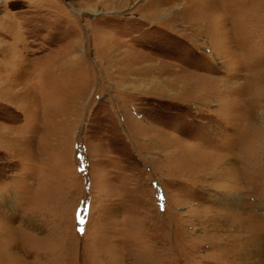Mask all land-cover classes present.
Listing matches in <instances>:
<instances>
[{"label":"rangeland","instance_id":"374dc122","mask_svg":"<svg viewBox=\"0 0 264 264\" xmlns=\"http://www.w3.org/2000/svg\"><path fill=\"white\" fill-rule=\"evenodd\" d=\"M261 111L264 0H0V264H264Z\"/></svg>","mask_w":264,"mask_h":264},{"label":"bare ground","instance_id":"6f19581e","mask_svg":"<svg viewBox=\"0 0 264 264\" xmlns=\"http://www.w3.org/2000/svg\"><path fill=\"white\" fill-rule=\"evenodd\" d=\"M253 113V112H252ZM260 114H261V116H264V113L261 111L260 112ZM256 121V120H255ZM256 130V129H255ZM258 130V129H257ZM256 130V131H257ZM258 132V131H257ZM264 137V136H263ZM260 139V138H259ZM251 140H254V139H251ZM247 142H249V141H247ZM247 142H246V144L244 145V146H242V150H241V153L242 154H244L243 156H245L244 158L246 159V157L248 158V157H253V158H257L258 156H257V154L259 153L258 151H260V150H262L263 148H261V146L259 145V146H254V148H255V150H249V149H247V147L246 146H248L247 145ZM258 142V141H257ZM261 142V141H260ZM259 142V143H260ZM258 143V144H259ZM257 144V143H256ZM253 145V144H252ZM252 147V146H251ZM249 148V147H248ZM246 154H248V155H246ZM251 154V155H250ZM262 156V155H261ZM240 158V157H239ZM258 159V158H257ZM254 163V162H253ZM247 164V163H246ZM258 164V163H257ZM242 165V164H241ZM240 165V166H241ZM253 165V164H252ZM247 167H248V165H247ZM243 170V169H242ZM253 170V169H252ZM256 170V169H255ZM228 171V170H227ZM231 171H232V173L236 176L237 174L236 173H239L238 171H239V169L238 168H236L235 166L233 167V168H231ZM231 171H229V172H231ZM229 172H227V174L229 173ZM249 174H251V173H249ZM259 176H262V173L261 172H259V173H257ZM239 175V177L237 176L235 179H236V181H235V184H234V186L236 187V188H238V187H241V185H242V187H243V185H244V182H243V180H246L247 181V183L249 182L250 184H251V186L253 187V185L254 186H256L257 185V183H255L256 181H254L253 180V176L251 175H248V173L247 172H244V174L242 173V176L240 175V173L238 174ZM242 178H243V180H242ZM249 185V184H248ZM255 214H253V213H251V214H249V213H246L245 212V214H243V217L245 218V219H248L249 217L250 218H257V216L255 215ZM241 224V223H240ZM244 226V225H243ZM259 226V225H258ZM256 227V226H255ZM254 227V228H255ZM258 228V227H257ZM253 229V228H252ZM257 230V229H256ZM244 240V239H243ZM226 242V241H225ZM262 256V255H261ZM261 261V260H260ZM233 263V262H232Z\"/></svg>","mask_w":264,"mask_h":264}]
</instances>
